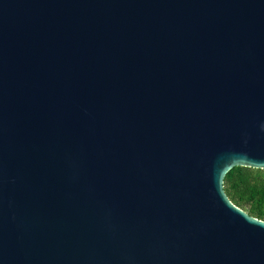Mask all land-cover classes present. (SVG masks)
<instances>
[{
  "label": "water",
  "instance_id": "1",
  "mask_svg": "<svg viewBox=\"0 0 264 264\" xmlns=\"http://www.w3.org/2000/svg\"><path fill=\"white\" fill-rule=\"evenodd\" d=\"M234 167L264 0H0V264H264Z\"/></svg>",
  "mask_w": 264,
  "mask_h": 264
},
{
  "label": "trees",
  "instance_id": "2",
  "mask_svg": "<svg viewBox=\"0 0 264 264\" xmlns=\"http://www.w3.org/2000/svg\"><path fill=\"white\" fill-rule=\"evenodd\" d=\"M223 190L233 205L264 221V169L232 168L224 176Z\"/></svg>",
  "mask_w": 264,
  "mask_h": 264
}]
</instances>
